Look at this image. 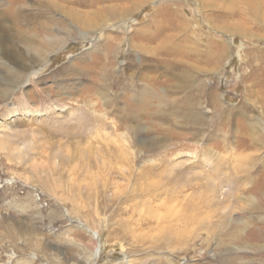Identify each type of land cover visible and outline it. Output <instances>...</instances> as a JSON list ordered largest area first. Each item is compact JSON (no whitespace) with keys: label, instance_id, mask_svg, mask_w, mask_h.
<instances>
[{"label":"rangeland","instance_id":"374dc122","mask_svg":"<svg viewBox=\"0 0 264 264\" xmlns=\"http://www.w3.org/2000/svg\"><path fill=\"white\" fill-rule=\"evenodd\" d=\"M22 262L264 264V0H0Z\"/></svg>","mask_w":264,"mask_h":264},{"label":"bare ground","instance_id":"6f19581e","mask_svg":"<svg viewBox=\"0 0 264 264\" xmlns=\"http://www.w3.org/2000/svg\"><path fill=\"white\" fill-rule=\"evenodd\" d=\"M55 42V41H54ZM59 42V41H58ZM62 42V41H61ZM60 43V42H59ZM52 44V43H51ZM57 45V44H56ZM59 45V44H58ZM29 66H30V64H29ZM27 68H29V67H27ZM31 72V74L33 73V72H35V71H30ZM26 80V79H25ZM25 83V81L23 82V84ZM149 170V169H148ZM152 170V169H151ZM185 170H180L179 172H178V175H180V177H182L185 173ZM150 175V173L148 172V171H142L140 174H139V177L141 176V178H146L147 176H149ZM179 177V176H178ZM166 190V189H165ZM21 264H29V262L27 263V262H22Z\"/></svg>","mask_w":264,"mask_h":264}]
</instances>
